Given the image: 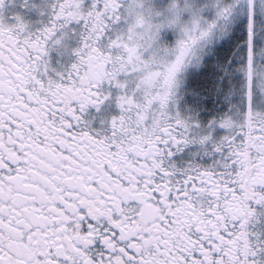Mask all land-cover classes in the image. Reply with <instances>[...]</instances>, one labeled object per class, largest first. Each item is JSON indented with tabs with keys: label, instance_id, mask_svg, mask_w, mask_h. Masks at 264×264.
<instances>
[{
	"label": "snow or ice",
	"instance_id": "6c2138e0",
	"mask_svg": "<svg viewBox=\"0 0 264 264\" xmlns=\"http://www.w3.org/2000/svg\"><path fill=\"white\" fill-rule=\"evenodd\" d=\"M0 264H264V0H0Z\"/></svg>",
	"mask_w": 264,
	"mask_h": 264
}]
</instances>
